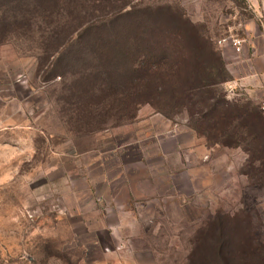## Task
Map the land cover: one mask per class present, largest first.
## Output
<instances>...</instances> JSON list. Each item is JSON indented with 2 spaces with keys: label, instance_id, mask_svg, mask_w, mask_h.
<instances>
[{
  "label": "rangeland",
  "instance_id": "obj_1",
  "mask_svg": "<svg viewBox=\"0 0 264 264\" xmlns=\"http://www.w3.org/2000/svg\"><path fill=\"white\" fill-rule=\"evenodd\" d=\"M244 5L125 0L147 24L167 21L163 38L181 50V31L168 21L197 42H216ZM55 19L30 33L22 20L0 44V264H208L219 234L235 254L263 241L259 138L238 129L241 144L215 143L216 130L197 133L176 107L163 114L142 103L133 116L106 85L89 99L107 104L76 106L65 87L85 86L82 75L43 57L42 36L68 26ZM110 35L121 45L120 34ZM226 81L211 88L249 116L256 104Z\"/></svg>",
  "mask_w": 264,
  "mask_h": 264
},
{
  "label": "trees",
  "instance_id": "obj_2",
  "mask_svg": "<svg viewBox=\"0 0 264 264\" xmlns=\"http://www.w3.org/2000/svg\"><path fill=\"white\" fill-rule=\"evenodd\" d=\"M54 16L57 21L65 17L68 26L62 33L52 27L42 36L43 57L52 68L82 75L85 86L65 87L74 98L73 104L104 106L108 98L101 97L91 103L89 97L90 92L106 85L115 100L131 105L133 116L142 103H149L163 114L172 107L185 109L188 124L197 133L208 138L207 129L216 130L215 143L239 145L235 132L244 130L259 138L257 149L261 147L262 151L256 156L259 165L254 167L262 174L256 179L264 183V127L259 122L260 117L264 118V110L252 105L253 113L248 116V112L237 108V103L216 95L211 87L228 80L230 75L215 42L203 35L197 42L175 21H168L172 31L176 28L181 31L178 33L179 37L182 34L184 43L181 50L176 42H166L163 38L168 29L162 24L167 21L147 24L142 15L126 9L125 0H0V44L22 20L30 33L42 21L45 24L52 21ZM111 33L123 37L121 45L113 42ZM186 57L190 62L182 64L179 59ZM122 60L125 66L113 68ZM223 70L226 75L219 77ZM194 119L204 128L196 125ZM230 132L232 135L228 136ZM226 235L219 234L220 239L206 251V263L264 264V240L249 242L241 253L235 254L228 246L229 240L223 239ZM191 262H195L193 257Z\"/></svg>",
  "mask_w": 264,
  "mask_h": 264
},
{
  "label": "crops",
  "instance_id": "obj_3",
  "mask_svg": "<svg viewBox=\"0 0 264 264\" xmlns=\"http://www.w3.org/2000/svg\"><path fill=\"white\" fill-rule=\"evenodd\" d=\"M237 1L245 5L237 6L238 18L230 33L245 38L242 52L237 55L232 45L215 43L230 75L227 81L234 84V93L246 95L258 106L264 103V0Z\"/></svg>",
  "mask_w": 264,
  "mask_h": 264
},
{
  "label": "built area",
  "instance_id": "obj_4",
  "mask_svg": "<svg viewBox=\"0 0 264 264\" xmlns=\"http://www.w3.org/2000/svg\"><path fill=\"white\" fill-rule=\"evenodd\" d=\"M216 41L217 43L222 44V45L224 44L232 45L236 54L239 55L242 52L245 38L239 35H236V34L228 33V34H225L217 38ZM225 85H226L225 86L226 89L229 91L232 90V88L234 87V84L232 81H226ZM262 109H264V104H262Z\"/></svg>",
  "mask_w": 264,
  "mask_h": 264
}]
</instances>
